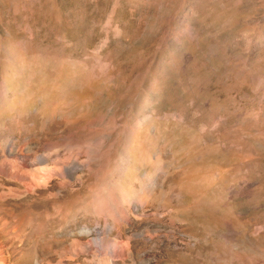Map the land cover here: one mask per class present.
I'll use <instances>...</instances> for the list:
<instances>
[{"label": "rangeland", "instance_id": "1", "mask_svg": "<svg viewBox=\"0 0 264 264\" xmlns=\"http://www.w3.org/2000/svg\"><path fill=\"white\" fill-rule=\"evenodd\" d=\"M0 239L264 264V0H0Z\"/></svg>", "mask_w": 264, "mask_h": 264}, {"label": "bare ground", "instance_id": "2", "mask_svg": "<svg viewBox=\"0 0 264 264\" xmlns=\"http://www.w3.org/2000/svg\"><path fill=\"white\" fill-rule=\"evenodd\" d=\"M12 155V151H9V156ZM11 157V156H10ZM37 159V158H36ZM34 160V159H33ZM47 160L44 157H41L38 161L39 164H44L46 163ZM14 163V168L20 169L21 167V162L16 159L13 161ZM30 163V162H29ZM37 163V162H36ZM12 164V159L11 161L7 162V165ZM23 164V163H22ZM21 170V169H20ZM41 178V177H40ZM42 179V178H41ZM34 181V180H33ZM40 185V184H39ZM73 250V249H72ZM74 253V252H73ZM74 255V254H73ZM0 264H15L13 262V255L11 250L8 248L6 244L3 243V241L0 239Z\"/></svg>", "mask_w": 264, "mask_h": 264}]
</instances>
